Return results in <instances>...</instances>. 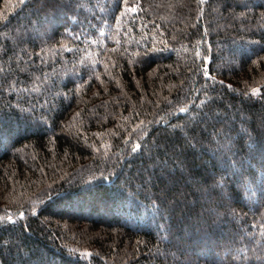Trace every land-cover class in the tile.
<instances>
[{"label": "trees", "instance_id": "1", "mask_svg": "<svg viewBox=\"0 0 264 264\" xmlns=\"http://www.w3.org/2000/svg\"><path fill=\"white\" fill-rule=\"evenodd\" d=\"M127 2L0 0V264H264V0Z\"/></svg>", "mask_w": 264, "mask_h": 264}, {"label": "snow or ice", "instance_id": "2", "mask_svg": "<svg viewBox=\"0 0 264 264\" xmlns=\"http://www.w3.org/2000/svg\"><path fill=\"white\" fill-rule=\"evenodd\" d=\"M22 2H23V0H22ZM200 2L203 3L204 0H200ZM118 6H119V5H118ZM136 10H137L136 6H134V5H129L128 2H127V0H124V11L121 12L120 16H117V17H116L117 21H119V20L121 19V17H122L124 14H126L127 12H135ZM55 34H56V29H53V35H55ZM100 34L103 35L102 32H101ZM78 38H79V37H77V39H78ZM93 42H95V41H93ZM205 75L207 76L208 73H205ZM255 92H256V90H253V93H254V94H255ZM180 111H181V112H184L185 109H184V108H181ZM140 147H141L140 145H137L136 148L133 149V152H135V151H136L137 149H139ZM223 179H224V177H220L219 180L217 181V183L222 182ZM33 215H35V212H33ZM23 216H24V213L21 212V213H20V217L23 218ZM7 220H8L9 223H11V222H12V217H11V216L7 217ZM82 255H88V256H90L91 253H82Z\"/></svg>", "mask_w": 264, "mask_h": 264}]
</instances>
